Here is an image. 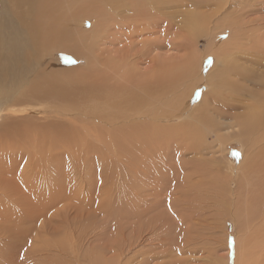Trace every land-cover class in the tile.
Masks as SVG:
<instances>
[{"label": "rangeland", "instance_id": "obj_1", "mask_svg": "<svg viewBox=\"0 0 264 264\" xmlns=\"http://www.w3.org/2000/svg\"><path fill=\"white\" fill-rule=\"evenodd\" d=\"M188 2L160 5L164 23L146 32L138 29L129 36L130 31L123 30L119 36L110 31L109 35L120 40L110 44L96 41L90 66L82 57L69 61L72 69L35 67L21 89L25 92L32 80L47 73L67 70L73 77L70 87L80 91L74 99L76 105L60 100L74 92L60 99L38 93L0 100V131L6 129L0 134V264L264 263V138L245 147L228 132H219L218 137L209 134L202 138L201 146L196 147L198 139L192 141L187 134L193 118L204 110L217 122L242 118L248 113L247 104L255 101L250 94L264 102V86L231 75L238 92L223 89L218 100L195 77L183 79L188 61L205 56L210 49V39L219 26L213 19L215 13L218 16L228 6L225 0H215V5L208 2L212 6L195 10ZM253 3L264 4V0ZM61 11L69 17L76 9L64 3ZM189 12L198 14L201 22L195 28L178 29ZM124 15L133 13L127 9ZM172 15L179 16L174 28L165 23ZM240 18L250 32L245 29L248 33L238 41L240 50L263 60L255 58L261 67L245 62V56L234 61L264 80L263 30L253 31L255 21H264V11ZM87 21L93 25L92 19ZM84 24L82 28L88 31L81 37L91 40L92 27ZM229 35L230 31L225 32L221 38ZM48 58L52 57L45 58L46 64L53 62L54 57ZM115 61H135L134 83L147 79L160 85L165 99L180 96L179 110L190 94L187 113L176 119L171 117L179 114L166 113L163 116L171 119L150 120L154 133L132 141L129 129L139 126L140 120L116 114L111 96L101 101L103 94L114 90L108 73L111 77ZM213 63L209 59L204 66ZM121 78L117 80L123 81ZM85 88L88 92L82 94ZM208 109H214L213 113ZM105 110L112 115L107 116ZM101 113L110 118L107 124L95 120ZM116 131L123 134L116 136ZM254 136L250 142L257 141ZM111 144L122 145L123 150L114 149L107 156L104 149ZM252 158L256 164L240 183L242 159L246 163ZM235 250L238 256L234 260Z\"/></svg>", "mask_w": 264, "mask_h": 264}, {"label": "bare ground", "instance_id": "obj_2", "mask_svg": "<svg viewBox=\"0 0 264 264\" xmlns=\"http://www.w3.org/2000/svg\"><path fill=\"white\" fill-rule=\"evenodd\" d=\"M83 1L86 3L82 6ZM173 1L176 2L175 4H179V6L183 5L182 3L184 2V0H0V100L4 101L12 95H17L19 97H33L38 93H48L49 95L60 99L65 93L74 92L73 95L66 94L65 98L60 100L62 101V104L67 103L70 106L76 105L74 99L78 98L80 91L76 89V87H70L73 77L68 74L67 70L47 73L45 76L32 80L30 87L25 92L21 93V89L22 86L25 85L27 76L31 72L32 74L34 73L35 67L44 66L49 68L72 69L67 65L69 61H77L82 59V57L86 60L87 65L90 66L93 61L92 52L94 45L98 44L96 41H105L110 44L114 41L120 40L119 37H112L109 35L110 31H114V34L121 36V31L129 30L130 36L139 32L138 29L142 32H146L150 27L153 28L161 22L164 23V20L160 18L158 7L165 3L171 4ZM188 1V5L195 10L212 6L208 2H211V4H214L215 2V0ZM253 1L254 0H225V6L226 3H228V6H226L228 12L226 11L227 9H225L224 12L220 13L218 16L217 13H215L214 16H216V18L212 16L213 19H217V24H219V26H216L214 31H217L210 39V49L208 52H205V56L195 58L194 60L192 58L185 65L183 79L195 77L197 83L208 87V90L212 94L211 98L213 99L218 98L219 100L220 97L222 98L223 89L238 92L239 86L237 88V84L229 79L231 75L240 78L239 80H243L244 82H252L259 87L264 86L263 77H258L256 71L247 67L243 68L244 66L239 65L237 63L238 61H234V58L236 57L242 58L245 56V62L250 61L254 65L259 64L257 67H261L260 62L255 59L256 57L259 58V56H252L249 52L243 55L242 48L240 50V44L238 42L249 32V30L245 28L246 23L244 24L240 17L247 15L252 11H264V4L255 5ZM64 3H67L70 7L73 6L76 9L75 13L71 12L72 16L68 15L70 18L67 17L66 13L62 11L60 12V6ZM223 7L224 5L220 6V12ZM230 7H236V10L231 9V11H229ZM127 9H129L130 14L133 13L132 16L124 15V10ZM178 17L179 16L175 15L166 17L165 23H168L169 27L171 26L174 28L176 27V19ZM217 17L221 18L218 19ZM184 18L183 21H179L177 25L178 29L186 27L187 29L189 27L195 28V26L199 25V22H201L198 14L191 12H189V14L187 13ZM205 18V16L202 17L203 23L207 20ZM89 19L93 20V25L90 21H87ZM256 22L257 21L254 23L253 21V31L260 32L263 30L262 36L264 37V21H261V24ZM84 23H88L89 26L92 27L91 30L93 32V37H91V40H85L81 37V34L88 31L82 28ZM252 27L250 26V28ZM245 29L248 32H246ZM228 31H230V35L221 38L222 34ZM252 34H254V32ZM109 37L112 38L109 39ZM258 42L259 39L256 40L257 46H259ZM146 44V42H143V45ZM257 46L255 47H260ZM261 53H263V50ZM47 56L54 57L53 62L50 61L49 64H46L45 58ZM52 58L48 59L52 60ZM209 59H213L214 63L211 66L205 67L204 62ZM259 59L263 60L262 57ZM135 64V61H115V63H113V66H111V77L108 73V78L109 81L112 82L111 85H114V90L110 93H105V95L103 94L101 96V101L104 102L106 96H111L112 107L117 111L116 114L122 116V114L125 113V115H131V121H133V119L140 120V123H138L139 126H131L129 129V135L131 136L132 141L136 143V141L145 140L148 137V134L154 133L149 127L150 120L162 121L164 119H176L175 117H181L183 113H187L188 107L190 106V94L188 99L183 102L184 107L182 110H179L180 99L183 100L180 96L177 98L165 99V92L162 91L161 87L159 88L160 85L157 86L154 82L148 83L146 82L147 79H145V82L137 79L134 83L131 74L135 71V68L133 67ZM215 65H219L221 68H216ZM119 76L120 78L123 77V79L121 78L123 81L119 82ZM85 89H81L82 94L88 92V89ZM250 96L251 99L255 101H253V104H247L246 108L248 113L242 118L232 117L229 118L230 120L224 118L220 120L221 122H217L211 114L205 112L206 110L203 112L200 110V114L193 118L194 123L192 125L190 124L189 129L187 128V134L191 137L190 139L192 141L198 139V142H196L197 145L196 143H194V145L196 147H199V145L201 146L202 138H205L209 134L218 137L219 132H228L229 137L236 138L239 141L241 140L240 142L242 146L245 147L254 142L258 143V138H260L259 140L262 142V137L264 138V102L261 100L260 96H256L254 93L250 94ZM254 96L256 98H254ZM204 103H206V101ZM204 103L203 105H205ZM203 105H201V107H203ZM209 111H212L213 113L214 109ZM217 112L215 114H217ZM166 113H177V115H179L169 118L170 116L168 115L163 116L166 115ZM105 114L109 117L112 115V113L107 110H105ZM106 115L101 113L95 120L107 124V121H110V118ZM5 131L6 129L4 127L0 131V134ZM122 134L123 131H116L115 133L116 136ZM255 134H258V136H254ZM253 136L256 137L257 141L252 139L250 142V137ZM132 141L127 143L130 147ZM132 146L135 147V145ZM114 149L122 151L123 147L122 145L116 146L115 144H111L105 147L104 151L108 156L110 154L112 155L111 152H114ZM255 158L246 161V163L244 161L245 159H242V163H239L240 183L246 181V175L255 163ZM102 159L105 161L104 154ZM109 161H111V159H108V162ZM29 176L30 174L27 175V177ZM263 202L264 201H262V203ZM246 214L250 218L253 216L250 209H248ZM249 250L250 248H248V251ZM237 251L238 250H235V254L231 255L234 260L237 259ZM215 264L264 263H247L246 261L245 263Z\"/></svg>", "mask_w": 264, "mask_h": 264}, {"label": "snow or ice", "instance_id": "obj_3", "mask_svg": "<svg viewBox=\"0 0 264 264\" xmlns=\"http://www.w3.org/2000/svg\"><path fill=\"white\" fill-rule=\"evenodd\" d=\"M238 155V154H237Z\"/></svg>", "mask_w": 264, "mask_h": 264}]
</instances>
